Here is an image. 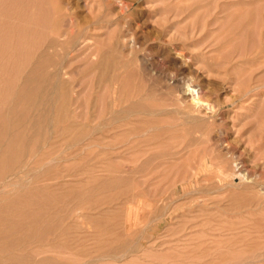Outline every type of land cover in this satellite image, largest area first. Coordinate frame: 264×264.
<instances>
[{
    "label": "rangeland",
    "instance_id": "obj_1",
    "mask_svg": "<svg viewBox=\"0 0 264 264\" xmlns=\"http://www.w3.org/2000/svg\"><path fill=\"white\" fill-rule=\"evenodd\" d=\"M71 2L8 158L0 263L264 264V0Z\"/></svg>",
    "mask_w": 264,
    "mask_h": 264
},
{
    "label": "bare ground",
    "instance_id": "obj_2",
    "mask_svg": "<svg viewBox=\"0 0 264 264\" xmlns=\"http://www.w3.org/2000/svg\"><path fill=\"white\" fill-rule=\"evenodd\" d=\"M49 1H50V3H49ZM77 1H79V0H77ZM64 3L66 6L71 5V4L73 5V6L72 5L70 6L71 8L69 9V12L65 11L64 12L65 14L63 13L64 15L68 14L69 18L68 17H64V18L67 20L69 19L71 25L72 24L77 25L79 23V21L77 19L78 15L76 14L75 9L80 6V2H71V0H0V156L5 158L2 162V163H4L3 165H5L4 166L5 168L2 167L3 169L0 173V193H2V194L5 193L4 195H6L7 189L11 185L14 184L13 179H14V176L17 174L13 170L14 165L13 166L8 165V163H7L8 158L14 157L15 153H17L16 156L19 159L22 155V148L24 147L26 141L28 140L27 135H28V131H29V125L26 123V120L28 118L27 115L30 111V109H29L30 103H32L33 97L35 95V89L34 88L31 89L29 85H30V83L35 82V81L39 82L41 79H44L47 76L46 72L43 69L46 68V66L48 64L53 66L52 70L55 72V74L56 73L59 74L61 71L54 54H55L56 47L63 40L62 35L59 34V31H58V22L60 19H64V18H62V16H63L62 11H64V9L66 8V6L64 8ZM123 4H125V3L121 2V5H123ZM75 6H77V7H75ZM120 8H121V6H120ZM121 11H122V9H121ZM67 34H65V35H67ZM72 34H73V31L71 29L70 35H72ZM130 42H131V45L129 44L130 48L131 47L133 48L134 44L137 41L135 42V40L132 38L130 40ZM167 57H168V55H167ZM190 88H191V86L188 85V87H187L188 93L192 92L189 90ZM194 92L192 94L193 95L192 99L197 100L196 103L198 104V107H200V106L201 107L202 106L207 107L209 105V107H207V108H209V109L212 108L209 103L204 101L198 94H196V92L195 93ZM195 94L197 96H195ZM138 106H140V105H138ZM51 122H53V121H51ZM144 163H143V165H144ZM146 165H148V164H146ZM236 165H234L235 166L234 170H233L234 172L233 171L232 172L241 178V181L238 182L237 185L242 187L243 185L246 186V184H248V183H250V184L256 183V182L253 183V181H252L253 178L251 177L252 175L250 176L248 169H247V165L244 162L239 161L238 164H236ZM141 169H143V168H141ZM225 171L228 172V170H225ZM141 172H142V170H141ZM236 187H238V186H236ZM13 190H15V189H13ZM22 193H23V191H22ZM20 196H22V195H20ZM14 197H16V196H14ZM33 197L35 198V200H32V201L35 202L36 199L38 201V198H37L38 196H36V197L33 196ZM29 198L27 199V197H26V199L30 202ZM40 198H42V197H40ZM15 199L16 198H14V200ZM14 200L12 198L13 202H14ZM20 200H21V198H20ZM20 200H18V202ZM22 200H24V199H22ZM27 200H25L26 201V203L24 202L25 204H27ZM37 201L34 204H37ZM39 202H41V201H39ZM5 203H4V205H6L8 202L6 204ZM14 203H17V200ZM22 203H23V201H21L20 204H22ZM2 205H3V203H2ZM39 205H41V204H39ZM23 206H21V207H23ZM4 208H3V210L2 209H0V210L4 211L5 210ZM12 208L14 209V207H12ZM30 208H32V207H30ZM15 210H16V207H15ZM26 211H28V210H26ZM8 214L9 213H7V215ZM24 214H26V213H24ZM28 214H29V216L32 215V217H33V219L31 218L29 220H32L35 222L38 220L40 221V219H39L40 217L37 218L33 214H30V213H28ZM28 214H26V215L28 216ZM40 214L41 213H39L38 216H42ZM3 215H5V214H3ZM44 217H45V215H44ZM161 217H163V216H161ZM25 218H26V216H21L18 223H23ZM35 218H37V220ZM1 219H3V217H1ZM6 220H11V219L9 217H7ZM12 220H14V218H12ZM30 224H31V221H30ZM9 225H11V223ZM1 230H3V229H1ZM2 234H4V232H0V235H2ZM1 238H3V237H1ZM125 247H127V245ZM27 249H28V247H27ZM15 253H17V252H15ZM8 254H10V253H8ZM11 256H13V254H11ZM11 256H9L8 258H10V260L13 262H14V259H17V261H20V260L26 258V256L25 257H18V258H14ZM26 260H29V259H26ZM30 261H31V259H30ZM0 264H3V263H0ZM11 264H12V262H11ZM13 264H16V263L14 262ZM19 264H22V261H20Z\"/></svg>",
    "mask_w": 264,
    "mask_h": 264
}]
</instances>
